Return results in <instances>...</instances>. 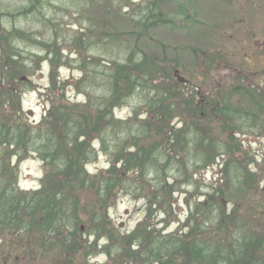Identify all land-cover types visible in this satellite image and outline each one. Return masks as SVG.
Masks as SVG:
<instances>
[{"label": "rangeland", "instance_id": "1", "mask_svg": "<svg viewBox=\"0 0 264 264\" xmlns=\"http://www.w3.org/2000/svg\"><path fill=\"white\" fill-rule=\"evenodd\" d=\"M0 14V28L21 35L13 45L30 81L22 94L21 107L24 117L34 125L49 108L45 95L50 61L59 65L57 80L65 85L69 104H82L86 94L94 100L107 96L108 67L123 63L131 51L136 52L138 60L146 56L164 69L175 68L173 74L176 72L182 83L183 94L196 97V102L209 98L217 103L211 105V114L203 115L199 125L191 126L189 135H183L184 143L175 140L176 156L160 150L165 155L156 161L148 178L128 175L125 189L107 210L117 235L131 234L150 216L149 224L166 241L168 235L177 234L188 245L202 239L213 246H230L233 236H245L247 241L253 235L264 238V111L244 95L245 90L251 91L264 103V0H0ZM156 92L137 90L112 112L116 126L108 132L103 147L97 141L92 143L95 156L85 168L87 175L105 172L117 146L133 151L134 139L149 117V106L162 97L158 92L159 98H155ZM223 107H228L227 112L240 126L238 130L220 116L218 110ZM246 112L248 115L237 119ZM172 125L175 131L182 129L181 116ZM16 164L14 159L12 165ZM17 172L19 191L40 188L44 173L40 161L29 157L18 164ZM248 172L251 179L256 177V184L250 185L252 181L248 180L243 186L248 190L240 193L230 188L243 182ZM158 183L173 190L169 205L161 204L168 200L157 191ZM218 187L216 192L220 194L215 192ZM91 195L85 192L81 197L87 196L91 202ZM210 197L213 202H207ZM149 199L155 203L153 207ZM85 204L82 200L80 205L83 208ZM210 205L216 209L212 219H220L222 211L227 214L228 219L219 226L218 220H207ZM202 221L204 226L199 228ZM192 230L195 233L189 236ZM71 239L64 230L58 243L74 249L73 264H109L107 247L112 257L116 256V242L101 239L95 249L83 251ZM82 239L87 241L86 246L93 245V237L87 239L84 235ZM27 244L36 249L39 236L25 235L19 245H13L9 238L6 243L0 239V264H22L14 262L18 256L9 252L17 251L19 256L23 253L24 257ZM60 251L54 243L48 257L37 260V264H63ZM258 255L264 257V252ZM124 256L120 251L114 260L126 262ZM174 258L175 264H183L181 255ZM258 262L264 264V260Z\"/></svg>", "mask_w": 264, "mask_h": 264}, {"label": "trees", "instance_id": "2", "mask_svg": "<svg viewBox=\"0 0 264 264\" xmlns=\"http://www.w3.org/2000/svg\"><path fill=\"white\" fill-rule=\"evenodd\" d=\"M1 17L0 14V27ZM18 36H21L18 31L6 33L0 28V239L6 243L9 238L13 245H19L25 235H38L40 244L36 249L27 244L24 257L23 253L19 256L17 251L9 252L18 256L14 262L22 261L23 264L24 259H27L26 264H37V260L48 257L49 249L55 243L57 249L62 250L60 256L63 264H73L74 249L61 247L58 243V237L64 230L72 237L71 240L78 242L79 249L83 251L95 249L101 239L109 240L111 244L116 242L118 248L115 255L121 251L126 262L116 263V256L112 257L110 247H107L105 253L110 259L109 264H175L174 257L177 254L181 255L183 264H259L258 261L264 260L258 255L264 252V238L259 239L257 235L248 241L243 239L245 236H233L230 246L225 244L227 247L213 246L210 241L202 239H194L188 245L177 234L168 235L166 241L149 224L150 216L126 236L117 235L108 221L107 210L113 205L117 194L125 189L128 175L136 173L139 179L148 178L156 161L165 155L161 151L176 156L175 140L180 139L184 143L183 135H189L191 126L195 123L199 125L198 122L208 113L211 105L217 106L214 100L208 98L196 102V97L183 94V85L176 72L173 74L175 68L164 69L146 56L138 60L136 52L131 51L123 63H111L108 67L107 96L94 100L86 94L87 99L82 104H69L64 95L65 85L57 80L59 65L56 67L50 61L49 87L45 95L49 108L41 121L34 125L24 117L21 107L22 94L30 81L26 78V67L19 62L20 54L13 45ZM154 89L157 90L155 98H159L158 92L162 97L149 106V117L134 139L133 151L117 146L111 155L110 167L105 172L87 175L85 168L95 156L92 143L97 141L103 147L109 137L108 132L116 126L112 112L124 105L137 90ZM244 95L258 110L264 111L260 95L258 98L248 90L244 91ZM219 110L220 116L233 123L238 130L240 126L234 123L233 115L227 112L228 107ZM243 114L248 115L247 112L240 113L237 119L240 120ZM178 116L183 119V125L182 129L175 131L172 121ZM121 144L125 145L124 142ZM29 157L41 162L44 173L37 191L21 192L17 188V166ZM14 159L16 165H12ZM255 178L251 179L248 172L243 182L231 184L230 188L238 193L245 192L248 190L247 187L243 189L245 183L249 180L252 181L250 185L253 182L256 184ZM155 186L168 200L161 204L169 205L173 190L164 183ZM219 189H215V192ZM85 192L92 194L89 197L91 202L87 196L81 197ZM82 200L86 203L83 208L80 205ZM208 201H212L211 197ZM154 205L149 199V206ZM79 207L85 222L78 213ZM261 207L264 211V204ZM209 209H212L207 214L210 223L218 220L219 226L228 219L223 211L219 214L220 219H212L216 209L211 205ZM202 226L204 221L198 225L199 228ZM194 233L192 230L188 234L193 236ZM84 235L87 239L94 238L93 245L86 246L87 241L82 239ZM33 239L36 243L37 238ZM87 255L89 253L85 252Z\"/></svg>", "mask_w": 264, "mask_h": 264}]
</instances>
